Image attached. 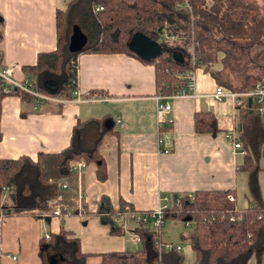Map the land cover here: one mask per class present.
Listing matches in <instances>:
<instances>
[{
    "label": "crops",
    "instance_id": "0c3cea01",
    "mask_svg": "<svg viewBox=\"0 0 264 264\" xmlns=\"http://www.w3.org/2000/svg\"><path fill=\"white\" fill-rule=\"evenodd\" d=\"M69 2L0 0L3 21L0 68H13V78L21 84L31 81L32 76L23 69L35 66L39 54L56 49V12L64 10ZM192 75L194 86L187 96H174L175 92L160 95L153 65L128 54H82L77 59L78 95L73 96L76 103L60 108L56 103L37 104L19 95L3 96L0 99V160L28 157L37 161L39 154L60 153L69 147L73 129L79 122L106 118L114 126L100 145L104 178L99 179L97 165L90 163L82 177L72 173L77 177L75 187L69 188L66 183L75 197L77 189L83 193V201L79 204L77 200V214L61 217L53 213L38 217L0 214V264H50L52 259L62 264L60 257L50 250L45 251L44 261L39 254L41 240H47L61 229L79 239L83 253L91 254L86 264L99 263L98 257L92 255L137 252L140 241L136 239L140 237L135 230L152 229L137 225L134 219L124 224L121 218L126 214L138 216L154 212L164 198L174 202L195 192L229 191L235 194V209L240 210L237 206L239 179L248 181V175L243 176L245 172L240 169L245 149L242 148V154L227 139L231 134L239 142V98L238 105L227 98L216 100L213 93L221 85L210 73L197 68ZM95 91L104 94L97 98L107 101L77 103L78 98L86 100V94ZM157 102L171 108L163 115L162 126L158 125ZM196 114H210L218 131L197 134ZM260 169L259 174L264 170ZM259 184L262 195V184ZM6 193L4 190L3 201ZM121 204H125L123 211ZM80 205L83 212H79ZM125 211L133 213L119 214ZM118 228H122L120 234L116 232ZM159 239L164 243L161 230ZM180 252L175 253L180 255ZM164 253L158 251L159 260Z\"/></svg>",
    "mask_w": 264,
    "mask_h": 264
},
{
    "label": "trees",
    "instance_id": "16d2710c",
    "mask_svg": "<svg viewBox=\"0 0 264 264\" xmlns=\"http://www.w3.org/2000/svg\"><path fill=\"white\" fill-rule=\"evenodd\" d=\"M181 0H71L64 10L56 12L57 47L52 52L38 55L35 66L24 68L32 76V87L38 93L63 100H72L77 87V59L82 54H128L133 55L127 44L132 35L141 32L150 39L167 33L175 41L163 40L169 50L184 56L178 64L171 57L161 56L144 62L153 65L156 85L160 95H170L184 85L178 75L197 68L203 70L224 88L234 93L254 90L264 79V11L246 3L245 0H211L208 5L202 0H189L191 10L178 7ZM97 6L102 11L96 12ZM3 25L0 15V32ZM74 27L86 37V45L77 52L69 51V40ZM194 35V55L187 53ZM1 38V33H0ZM158 40V38H157ZM171 43L168 45L167 42ZM262 43L260 50L249 52L254 44ZM188 55V56H187ZM221 55V57H220ZM196 57V59H195ZM193 64H192V61ZM218 58L221 68L213 69ZM1 69V68H0ZM228 73L240 77L235 86L223 76ZM47 80L57 83L58 90L49 93L43 84ZM7 88L9 93H3ZM102 97L99 91L89 93ZM19 95L33 102V97L18 88H10L0 79V99L3 96ZM238 121L239 143L245 149L241 171L248 175L249 204L235 209V194L229 191L195 192L190 197L180 198L164 211V220L177 219L183 223L193 222V231L184 241H189L194 253V264H249L252 258L262 264L264 258V201L258 183L261 171L259 160L264 156V116L257 112L253 97L239 98ZM60 108L63 104H56ZM106 118L79 122L73 129L68 148L57 154H39L37 161L28 157L16 160H0V214L39 215L53 213L55 209L64 215L68 210L77 214V199L67 183L75 187L77 177L70 172L73 162L84 160L96 164L98 177L105 176V166L100 156V145L105 134ZM194 128L197 134L216 133L215 119L210 114H196ZM1 140V135H0ZM4 190L7 191L3 201ZM123 211L125 204L120 205ZM125 211L119 213L125 214ZM133 213V212H130ZM235 219L230 221V219ZM122 228H118L120 234ZM114 232V233H116ZM135 232L140 237L137 252H111L97 254L98 264H181L182 257L175 252H166L159 260L155 246L159 234L145 228ZM61 229L42 239L40 256L44 261L46 250L57 255L62 264H86L91 254L81 251L79 239Z\"/></svg>",
    "mask_w": 264,
    "mask_h": 264
},
{
    "label": "built area",
    "instance_id": "2783aa9c",
    "mask_svg": "<svg viewBox=\"0 0 264 264\" xmlns=\"http://www.w3.org/2000/svg\"><path fill=\"white\" fill-rule=\"evenodd\" d=\"M181 4L178 5L180 8H184L187 10L190 9L189 5V0H181ZM96 12L102 11V7L97 6L95 8ZM162 37L165 40H170V41H175V37L168 35L166 32L163 33ZM192 61V58H191ZM193 64V61H192ZM181 78V77H178ZM184 78V85L179 88L174 96H179V97H185L189 94V91L193 88L194 86V77L192 75V71L187 72V74L182 77L181 79ZM0 79L4 81L7 85H9L10 88H18L21 91L31 95L33 97V100L35 103H44V102H51V103H56V104H68V103H76L74 99L72 100H63V99H57V98H52L43 94L38 93V91L32 87V83L30 81L24 82V84H21L14 80L13 78V68H6V69H0ZM3 93L7 94L9 93V90L7 88L2 89ZM78 95L77 90L73 92V96L75 97ZM242 96H250L253 97L255 100V103L257 105V112L259 115L264 116V79L260 82H258L254 88L253 91L251 92H246V93H234L226 88H223L221 86H217L214 93H213V98L216 100H223V99H231L232 101H235L236 105H238L237 98H240ZM86 100L78 98L77 103L80 102H92V103H97V102H104L107 101V99H100L94 96H91L90 94H86ZM171 108L167 104H162L161 102H157L156 105V112H157V118H158V125L162 126L164 123L163 121V115L170 112ZM118 123H120L118 121ZM227 139L233 144L234 149H238L242 151V154H244V151L242 150V147L240 146V143L235 139L234 135L228 134ZM161 141L159 140L158 144L161 145ZM87 168V164L85 161H79L70 166V172L73 174L78 175L79 177H82L83 174L85 173V170ZM61 188L63 190H66L68 188L67 184L61 185ZM77 200L79 204L83 201V193L81 190L77 189L75 192ZM230 200L233 201V198L230 197ZM180 202V199L175 200L174 202H170L169 198H164L163 199V204H161L154 212H150L147 214H142V215H133V214H126L124 215L121 219L123 223L125 224L127 221L130 219H134L137 223V225H141L143 227L150 226L152 231L156 233H160L161 227L163 226L164 223V211L171 206L172 203L178 204ZM79 212H83L82 207L80 205ZM78 212V213H79ZM72 212L68 211L64 214V216L71 215ZM55 217H61L62 214L59 213L58 210H55L53 212ZM231 221L234 219L231 218ZM137 242L140 241V238L136 239ZM156 247L158 248V251H165V252H180L181 247L178 245H172V244H164L162 242H159L158 240L156 241Z\"/></svg>",
    "mask_w": 264,
    "mask_h": 264
},
{
    "label": "rangeland",
    "instance_id": "374dc122",
    "mask_svg": "<svg viewBox=\"0 0 264 264\" xmlns=\"http://www.w3.org/2000/svg\"><path fill=\"white\" fill-rule=\"evenodd\" d=\"M71 1V0H70ZM246 3L253 5L254 7H258L261 11H264V0H245ZM208 5H211L210 1H205ZM66 9V7H64ZM264 13V12H263ZM191 44L187 47V53L190 54V56L194 55V35L191 34ZM158 38V40H157ZM159 44H161L164 47L169 48L166 44H164L163 40H165L162 36H157L156 39ZM194 46H193V44ZM168 45H171L169 41L167 42ZM263 44L258 43L254 44L249 52L252 54L256 50H260ZM188 56V55H187ZM221 57V55H220ZM196 59V57H195ZM197 60V59H196ZM221 68V58H218V62L214 65L215 70H219ZM223 76H227L226 78L229 80L230 83H232L235 86H239V80L240 77L232 76L226 71L223 73ZM51 103V102H47ZM108 140V139H106ZM259 167L264 169V156L259 161ZM263 172V173H262ZM258 175L259 182L262 184L263 193L262 196H264V170ZM243 176H247V174L242 173ZM262 178V180H261ZM241 183L239 184L238 191H237V206L241 209L245 208L248 205V202L250 200L249 197V188H248V181L245 182L239 179ZM258 182V183H259ZM261 185L259 184V187ZM261 190V187H260ZM76 216L77 215H72ZM71 216V217H72ZM235 220V219H234ZM233 220V221H234ZM231 221V220H230ZM194 223L190 222L189 224H185L177 219L168 218L163 225V228L161 229L162 232V239L165 244H172V245H180L182 247V251L180 252V255L182 257V263L181 264H194L195 256L194 253L190 247L189 241H184L183 238H188L190 233L193 231ZM158 241L160 242V239L158 238ZM140 249V248H139ZM249 264H256L255 259L252 258ZM262 264H264V258L262 261Z\"/></svg>",
    "mask_w": 264,
    "mask_h": 264
},
{
    "label": "water",
    "instance_id": "95a60500",
    "mask_svg": "<svg viewBox=\"0 0 264 264\" xmlns=\"http://www.w3.org/2000/svg\"><path fill=\"white\" fill-rule=\"evenodd\" d=\"M86 41V37L80 29L78 27H74L69 40V51L71 53L81 51L86 45ZM127 48L131 53L144 62L155 60L164 54H169L171 59L178 64H183L185 61L184 56L181 53L169 50L167 47L159 44L157 40L150 39L141 32H136L132 35L127 44ZM43 87L51 94L57 92L58 90L57 83L52 80L45 81ZM113 126L114 124L112 120H106L104 123V128L106 130L112 129ZM50 264L58 263L56 260L52 259Z\"/></svg>",
    "mask_w": 264,
    "mask_h": 264
}]
</instances>
